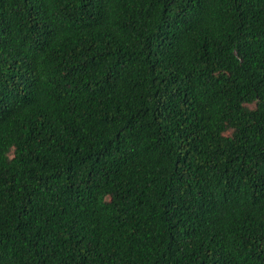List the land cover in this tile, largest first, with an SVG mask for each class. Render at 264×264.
I'll return each mask as SVG.
<instances>
[{"label": "trees", "instance_id": "obj_1", "mask_svg": "<svg viewBox=\"0 0 264 264\" xmlns=\"http://www.w3.org/2000/svg\"><path fill=\"white\" fill-rule=\"evenodd\" d=\"M0 264H264V0H0Z\"/></svg>", "mask_w": 264, "mask_h": 264}]
</instances>
